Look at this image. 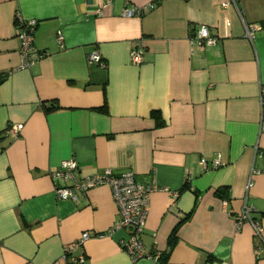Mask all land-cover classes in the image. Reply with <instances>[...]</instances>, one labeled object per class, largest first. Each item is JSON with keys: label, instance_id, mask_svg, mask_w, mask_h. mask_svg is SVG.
<instances>
[{"label": "crops", "instance_id": "obj_1", "mask_svg": "<svg viewBox=\"0 0 264 264\" xmlns=\"http://www.w3.org/2000/svg\"><path fill=\"white\" fill-rule=\"evenodd\" d=\"M104 2L0 0V264H67L64 246L84 231L80 264H264V232L235 227L248 207L264 228V0ZM29 19L33 63L22 67L16 20ZM202 26L216 39L198 48L189 37ZM94 51L104 66L89 63ZM9 124L21 128L3 133ZM66 159L80 175L130 170L158 186L139 235L151 257L132 262L130 228L110 231L107 185L55 195L50 172Z\"/></svg>", "mask_w": 264, "mask_h": 264}, {"label": "built area", "instance_id": "obj_2", "mask_svg": "<svg viewBox=\"0 0 264 264\" xmlns=\"http://www.w3.org/2000/svg\"><path fill=\"white\" fill-rule=\"evenodd\" d=\"M107 5L111 0H104ZM237 0H228V2H236ZM154 4H150L148 8H153ZM143 8H125L123 14L126 16L140 15ZM100 12V9L98 10ZM36 20H16L17 36L20 41V57L22 67H29L33 61L29 58V53L33 44V32L36 27ZM254 27L247 28V34L251 35ZM215 36L211 35L206 26H202L197 33L190 35L191 45L201 48L203 44H212ZM57 40L62 41V35L58 34ZM130 59L134 63H140L144 60L143 50L135 47L130 51ZM88 61L96 62L101 66L105 65L104 60L98 51H94L88 55ZM262 99V115L261 130H264V89L261 90ZM21 128V124L7 125L3 133H11L15 135ZM202 170L208 169L207 160L204 157L199 159ZM213 166L220 164L219 158L212 161ZM51 176L58 182L54 186V193L58 198L77 199V193H85L87 190L99 186L107 185L111 189L113 200L117 206L118 217L110 228V231L119 228H130V235L127 240H122V246L129 253L132 262L144 257H151L140 240V233L145 225L148 213L150 197L153 191L158 189L155 184H144L135 179L134 172L130 170L114 173L110 168H105L93 174L80 175L77 171V163L74 159H66L60 163L51 172ZM176 196V193H173ZM248 220L253 228V232L257 236H261L264 228L257 220H252L249 215V208L245 207L241 214L235 219V227L238 230L241 223ZM88 231H84L81 237L64 246L63 256L67 260V264H80L85 260L83 250V242L89 238ZM158 257L159 255H153Z\"/></svg>", "mask_w": 264, "mask_h": 264}, {"label": "trees", "instance_id": "obj_3", "mask_svg": "<svg viewBox=\"0 0 264 264\" xmlns=\"http://www.w3.org/2000/svg\"><path fill=\"white\" fill-rule=\"evenodd\" d=\"M45 105V109L46 110H50V109H56L59 108V106L55 103V102H51L48 104H44ZM99 111L102 112H106L107 111V105H106V101H104L103 105L97 108ZM151 115L155 118L157 124H162L161 118H160V114L158 111L153 110L151 112ZM225 191V188H218L217 192L223 193ZM175 241V230H173V232L171 233V235L169 236V240H168V244L170 246L173 245ZM165 260H166V256H160V264H165Z\"/></svg>", "mask_w": 264, "mask_h": 264}]
</instances>
